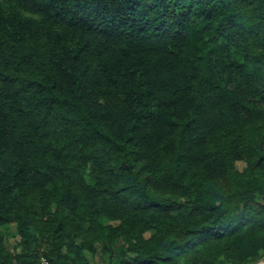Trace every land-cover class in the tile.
<instances>
[{"label":"trees","instance_id":"16d2710c","mask_svg":"<svg viewBox=\"0 0 264 264\" xmlns=\"http://www.w3.org/2000/svg\"><path fill=\"white\" fill-rule=\"evenodd\" d=\"M263 258L264 0H0V264Z\"/></svg>","mask_w":264,"mask_h":264},{"label":"rangeland","instance_id":"374dc122","mask_svg":"<svg viewBox=\"0 0 264 264\" xmlns=\"http://www.w3.org/2000/svg\"><path fill=\"white\" fill-rule=\"evenodd\" d=\"M238 167L240 169H243L245 167V164L241 162V163L238 164ZM15 244H16V241H15L14 238H10L8 240V242H7L8 247L11 248V249H13V247L15 246Z\"/></svg>","mask_w":264,"mask_h":264},{"label":"water","instance_id":"95a60500","mask_svg":"<svg viewBox=\"0 0 264 264\" xmlns=\"http://www.w3.org/2000/svg\"><path fill=\"white\" fill-rule=\"evenodd\" d=\"M252 264H264V258Z\"/></svg>","mask_w":264,"mask_h":264}]
</instances>
